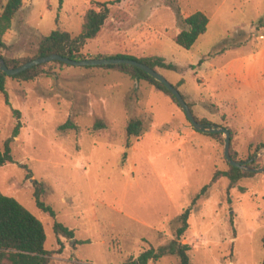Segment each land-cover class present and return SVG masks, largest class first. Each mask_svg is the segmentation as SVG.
<instances>
[{"label": "rangeland", "instance_id": "obj_1", "mask_svg": "<svg viewBox=\"0 0 264 264\" xmlns=\"http://www.w3.org/2000/svg\"><path fill=\"white\" fill-rule=\"evenodd\" d=\"M109 0H22L3 39L10 57L33 55L54 29L80 32L84 13ZM5 0H0V11ZM105 24L86 41L87 57L160 56L179 69L156 67L178 89L197 119L232 130V147L264 165V0H121L108 4ZM208 16L190 48L174 38L184 17ZM32 80L6 78L0 92V192L16 198L44 226L49 264H124L175 239L177 217L192 205L181 242L190 264H263L264 169L233 186L224 140L197 131L182 108L155 85L115 68L48 63ZM6 99L8 103L6 102ZM142 119L129 135L130 117ZM67 120L72 126L60 128ZM224 139V135L222 134ZM28 174L32 175L28 177ZM32 178L44 184L39 209ZM57 220L74 239L57 236ZM147 264H179L167 253Z\"/></svg>", "mask_w": 264, "mask_h": 264}, {"label": "trees", "instance_id": "obj_2", "mask_svg": "<svg viewBox=\"0 0 264 264\" xmlns=\"http://www.w3.org/2000/svg\"><path fill=\"white\" fill-rule=\"evenodd\" d=\"M120 1L121 0H109L105 2L96 1L98 7L100 8H90L84 13L80 32L78 34L72 35L66 30H60L58 28L54 29L49 34L42 35L40 37L36 52L33 55L10 57L3 53V50L7 48L3 36L10 28L14 16L20 10L22 0H5L0 11V57L3 58L5 64L10 68L17 67L31 59L51 53H57L77 60L85 59L87 57L82 53V47L87 40L96 38L105 24L110 11L108 4ZM61 2L62 0H60V3ZM183 21L185 23V28L181 29L176 34L174 41L179 46L188 49L195 43L199 35L206 31L209 19L205 12L197 10L184 17ZM94 57H126L141 61L154 69H157L156 67H164L172 70L179 69L175 63L167 62L160 56L134 57L132 55L125 54L101 56L97 54ZM48 63L67 64L60 60H52L36 64L10 76L22 81L32 80L45 72L44 67ZM98 66L115 68L137 80L144 79L149 81L155 85L157 89L166 93L174 103L179 105L176 97L164 86L163 83L146 73L138 66L127 63L105 64ZM8 76L9 75H7L4 71L0 70L1 93L5 92V83ZM182 82L183 80L180 79L173 85L178 88ZM6 102L8 103L7 99ZM187 104L191 108L190 104ZM196 120L201 123H209L206 122L205 119L196 118ZM142 124L143 121L141 118L136 116L130 117L126 127L127 134H140L138 127L142 126ZM19 126V123L15 124L12 136L5 140L4 148H0V166L12 161L10 141L13 136L17 135ZM69 126H72V123L70 120H67L60 126V128H67ZM227 128L230 131V137L232 139V130L229 127ZM209 134L218 138L221 142L224 140L222 138V133L220 132ZM257 147L263 148L264 142L258 144ZM229 152L233 159L242 161L237 158V151L232 147L231 143ZM253 154L247 156V160L249 161L246 163V166L255 170L243 169L241 167L233 166L227 162L228 168L226 170L215 171L210 182L212 183L216 181L217 178L222 175L228 178V186L230 187L241 178L255 175L257 173L256 169L260 167V163L257 159L253 158ZM31 176V174H28V177ZM31 181L33 185V198L36 206L41 210L48 211L50 215L54 217L55 213L51 206L45 204L42 200V195L45 189L44 184L35 178H32ZM209 184L203 185L200 192L192 198L191 203L178 215V226L175 229V239L172 240L168 246L161 249H156L153 246H150L148 249L140 252L136 258H130L125 261L124 264H147L150 260H156L161 255L167 253L175 255L179 264H190V257L188 254L190 245L188 243L181 242L180 239L188 228V218L192 205L205 192ZM53 231L57 236L58 241L60 236L67 239H74V230L57 220L53 222ZM44 242L45 231L41 220L25 208V206H23L16 198L0 192V264H49L52 251L44 248ZM74 242H77L76 239H74Z\"/></svg>", "mask_w": 264, "mask_h": 264}, {"label": "water", "instance_id": "obj_3", "mask_svg": "<svg viewBox=\"0 0 264 264\" xmlns=\"http://www.w3.org/2000/svg\"><path fill=\"white\" fill-rule=\"evenodd\" d=\"M52 60H60L67 64H73V65H105V64H119V63H127L132 64L135 66H138L139 68L143 69L146 73L156 78L158 81L164 84V86L176 97L178 104L184 111L187 119L191 122L193 128L197 131L207 132V133H214V132H220L224 135V156L227 160V162L233 166L241 167L243 169H249V170H255L253 168H248L246 166V163L249 160L246 161H238L231 157L229 148L231 143V137H230V131L227 127L223 126H216L211 125L209 123H201L196 120L191 108L188 106L187 102L183 98L182 94L180 93L179 89L175 87L172 83H170L163 75H161L156 69L150 67L149 65L138 61L136 59L132 58H126V57H89L85 59H72L68 56H62L57 53H51L44 56H39L34 59H31L17 67L10 68L8 67L3 58L0 57V70L4 71L7 75H14L22 70H25L27 68H30L36 64L44 63ZM264 169V165L261 168H258L257 170Z\"/></svg>", "mask_w": 264, "mask_h": 264}]
</instances>
